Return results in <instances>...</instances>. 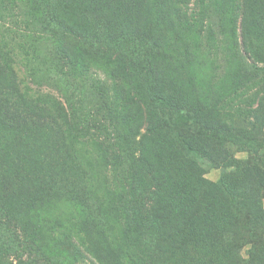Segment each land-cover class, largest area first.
Returning <instances> with one entry per match:
<instances>
[{
	"label": "trees",
	"instance_id": "obj_1",
	"mask_svg": "<svg viewBox=\"0 0 264 264\" xmlns=\"http://www.w3.org/2000/svg\"><path fill=\"white\" fill-rule=\"evenodd\" d=\"M209 11L233 60H245L223 78L203 71L199 37L206 32L218 47ZM20 13L27 27L59 36L56 77L71 76L83 96L64 84L57 96L30 85L6 41ZM243 86L258 87L245 107ZM166 111L186 112L194 125L174 133ZM1 131L9 159L0 191L11 195L25 177L62 176L43 158L49 146L36 151L38 134L56 138L53 150L83 178L66 221H34L28 211L29 226L16 199L0 196V252L16 251L19 264H60L38 238L49 235L75 251L73 264H264V168L247 163L213 181L190 154L228 167L226 141L256 152L263 145L264 0H0Z\"/></svg>",
	"mask_w": 264,
	"mask_h": 264
},
{
	"label": "rangeland",
	"instance_id": "obj_2",
	"mask_svg": "<svg viewBox=\"0 0 264 264\" xmlns=\"http://www.w3.org/2000/svg\"><path fill=\"white\" fill-rule=\"evenodd\" d=\"M18 15L20 16H18L15 21L8 22L9 31H6V41H9V44H11L9 47L13 48L21 59L22 72L28 77L30 85L37 90L52 91L57 96L63 93L62 88H64V84L68 88L67 90L69 93L72 94L75 90L78 95L80 94V96H83L82 93H79V90L75 89L76 86L73 83L71 76L66 75L67 77L65 78L60 75L56 77L58 71L55 62L57 56L60 57V52L57 53L59 36H57V34L54 35L52 31L50 33L46 32L43 28L46 27L44 24L27 27L25 24L27 18L21 13ZM204 20L205 24L209 25L210 29L214 32L218 43V45H216L218 47L214 50L211 48L206 32H203L199 37L200 52L203 54L206 62L203 71L208 72L211 71L212 68H215V70H212L215 71L217 74L216 76L223 78L231 73L238 64H241L245 60L239 59L237 64L236 60L234 61L231 57L228 49L229 46L226 45V43L224 46L222 45L224 35H222L220 31L222 23L218 15L209 11ZM79 23L88 25V22L86 21L79 20ZM51 28L55 31L57 30L53 25H51ZM257 88V86H254L253 88H246L243 86V95L238 99V105L245 107L247 103L254 101L252 100V95L256 92ZM87 99L89 98L87 97ZM234 105L235 111L237 107L236 104ZM185 113L166 111L167 117L170 118L172 122L174 133L177 132L178 127L181 125H194L191 118L186 117ZM235 124L241 128L250 127V123L243 117H236ZM2 132L3 131L0 133ZM5 133H8V131ZM256 136L258 139H261L262 141L264 140V132L262 134L259 133ZM224 139L227 138L224 137L223 140ZM36 140L35 148L37 152L44 151L45 147L49 146L48 151L43 153V158L47 157L45 160L52 161L56 167L59 168V171H63L62 176L60 178L54 176L51 178L54 180L52 182H49L46 179L40 180L36 176L33 179V176L30 178L25 177V179L23 178L20 182H13L14 185L11 188L13 192L11 195H8L7 191L2 189L0 191V196L3 199L5 196H12L13 200L16 199L15 202L17 204L18 215L21 217L25 216L27 222L30 223L29 226L35 223L31 219L33 218L34 221H36V218L39 215L47 216L49 218L52 217V219H55L54 221H57V219L59 221H66L73 213H75V202L73 198L71 199L72 190L83 184V178L80 179L76 177L69 161L60 158L59 154L53 150L52 144L54 142L56 143V138L54 139L52 136L51 139H47L42 134H38ZM226 146L228 147L230 159H233L232 164L228 167H217L211 161L190 152L193 157L198 159L202 167L205 169L206 178L213 181H219L224 174L238 171L247 163L251 164L257 162L262 168H264V141L258 152L255 150L250 151L247 145L242 146L241 144H237L230 140L226 141ZM6 151L5 146L0 144V170L2 172H4V158L9 159ZM18 156H20V153ZM82 160L85 162L86 156H83ZM7 169H9V167H7ZM11 169H14V167L11 166L7 172H10ZM45 173H49V171L45 169ZM41 177L44 178V174H41ZM60 183L66 187L61 186ZM37 185H40V188H35ZM262 203L264 205V197L262 198ZM28 211L31 213V219L27 216ZM103 214L111 221L115 217L114 212L110 209L103 211ZM56 236L61 237L59 232L56 233ZM38 238L41 239L42 242H45L47 255L48 257L51 256L54 261L56 259L60 264H73L75 262V251L69 250L68 245L64 246L63 243L60 245L54 243V240L50 235L48 237ZM23 258L26 259L27 257L25 256ZM38 259L39 261L37 264H45V260L42 257H39ZM0 260L1 264H19L16 257V251H13L12 249L3 250V252L1 251Z\"/></svg>",
	"mask_w": 264,
	"mask_h": 264
}]
</instances>
